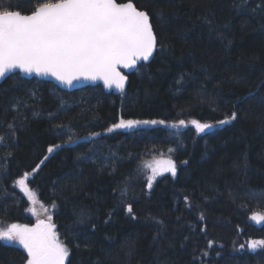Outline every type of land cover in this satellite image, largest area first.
Masks as SVG:
<instances>
[{
	"label": "trees",
	"instance_id": "16d2710c",
	"mask_svg": "<svg viewBox=\"0 0 264 264\" xmlns=\"http://www.w3.org/2000/svg\"><path fill=\"white\" fill-rule=\"evenodd\" d=\"M39 2L0 0V6L10 3L27 13ZM134 2L149 12L167 47L138 64L120 94L100 85L65 91L18 72L0 83V136L6 137L0 158L13 153L6 172L0 163V221L33 223L31 201L15 183L28 172L26 184L50 208L60 240L71 249L66 264H264V248H247L250 240L264 239V222L251 219L264 213V86L257 87L264 81L261 0ZM181 76L183 86L177 84ZM29 90L36 95L22 109L27 119L19 118L23 126L16 121L11 140L12 97ZM233 111L237 119L217 124ZM120 119L166 123L107 131ZM180 119L214 127L202 134L190 123L173 128ZM58 124L87 139L64 144L69 133L58 134ZM54 145L63 146L49 153ZM158 158L175 161L177 174L157 175L148 189L151 173L144 165ZM81 209L89 212L84 224L77 222ZM85 237L90 249L83 247ZM205 249L209 256L202 257ZM25 257L21 246L0 241V264H24Z\"/></svg>",
	"mask_w": 264,
	"mask_h": 264
},
{
	"label": "snow or ice",
	"instance_id": "6c2138e0",
	"mask_svg": "<svg viewBox=\"0 0 264 264\" xmlns=\"http://www.w3.org/2000/svg\"><path fill=\"white\" fill-rule=\"evenodd\" d=\"M257 7L264 8V0H261ZM166 47L162 40H158L149 12L138 8L134 0H122V2L120 0H41L27 13L19 10V7L13 10L10 3L6 7L0 6V82L9 74H15L14 70H19L26 74L51 75L66 85H72L81 78L102 80L108 88L114 86L123 91L128 77L121 72V67L135 68L138 62H149L157 52L164 54ZM182 80L183 76L177 84L183 86ZM260 86H264V81L257 87ZM253 94L249 93V95ZM35 95V92L29 90L26 96L12 97L10 110L16 115L13 117V122L7 124L11 140L16 139V121L20 117L27 119L22 109L28 107V101L33 100ZM33 114L38 115V113ZM49 116L54 118L52 113H49ZM23 119H19L21 126ZM235 119L237 112L233 111L230 116H225L217 124L223 126ZM165 123L164 120L120 119L119 123L113 124L107 131L110 132L114 128H132L140 124ZM189 123L194 126L197 134L205 133L206 130L214 127L212 124L195 119L190 122L180 119L171 126L187 127ZM53 127L58 130V134H64L65 130L69 133L64 144H77L80 140L87 139L71 134V128L67 125L58 124ZM100 135V133H88L89 137ZM5 141L6 137L0 136V144H5ZM62 146H49L48 152L52 153ZM92 151L93 149H88V152ZM12 155V152H8L0 158V163L5 165L2 169L5 172L8 159ZM81 156L87 158L86 153H82ZM184 163L186 164L187 161ZM144 167L151 170V175L146 181L148 189L152 188L157 175L170 172L175 177L177 174V166L172 159L157 161L155 166L146 162ZM32 171L35 172L36 169ZM30 175L25 172L15 183L26 193L28 200L33 204L30 211L36 214L34 205L37 203V195L26 184ZM127 193L128 187L125 185L120 189L121 198L127 196ZM184 200L187 203L188 197L185 196ZM125 211L133 219L135 218L131 204L126 205ZM112 215L111 211L107 213L108 219L104 221L106 224L110 222ZM88 217L89 212L81 209L77 222L84 224L88 221ZM199 219L201 221L204 219L203 213L200 214ZM251 219L257 223L264 222V213L255 212ZM90 226L93 231L97 227L96 224ZM200 231L206 232V227L201 228ZM0 241L16 242L22 246L26 252L24 264H65L71 253L67 244L59 239L51 216H48L47 220L38 218L32 226L9 224L6 228L0 229ZM213 244L214 241L209 240L208 249H211ZM91 246L89 238L85 237L84 249H90ZM75 247L80 249L81 245L77 243ZM244 247L245 245H240L241 249ZM247 248L252 251L264 248V239L250 240ZM201 256H209V251L202 250ZM96 264H99V261Z\"/></svg>",
	"mask_w": 264,
	"mask_h": 264
},
{
	"label": "water",
	"instance_id": "95a60500",
	"mask_svg": "<svg viewBox=\"0 0 264 264\" xmlns=\"http://www.w3.org/2000/svg\"><path fill=\"white\" fill-rule=\"evenodd\" d=\"M150 61H151V59H150ZM140 63H148V62H142V61L138 62V64H140ZM136 67L135 68H129V69H125V68L121 67V72L128 77V80H127L126 85H125V89H126V87L128 85V82H129V75L133 71H135ZM14 71H15V73L18 72L24 78H33L34 77V78H37L39 80L50 81L55 86H57L59 89L65 90V91H73V90H77V89H82V88H84L86 86H95V85H100L102 87L103 91L106 92V93H110L111 92L113 94H120L121 92H123L125 90L124 89L123 91H121L119 89H116L114 86L112 88H108L107 86L104 85L102 80L93 81V80L81 78L78 81H74L72 85H66V84H62L60 81L56 80L55 77H52L51 75H37L35 73L26 74V73L20 72L19 70H14ZM9 75H11V74H9ZM65 264H66V262H65Z\"/></svg>",
	"mask_w": 264,
	"mask_h": 264
},
{
	"label": "rangeland",
	"instance_id": "374dc122",
	"mask_svg": "<svg viewBox=\"0 0 264 264\" xmlns=\"http://www.w3.org/2000/svg\"><path fill=\"white\" fill-rule=\"evenodd\" d=\"M166 160H168L167 158H158V159H156L152 164L155 166V164H156V162L157 161H166ZM150 173H151V170H150ZM163 173H165V172H163ZM41 203L40 202H38V200H37V203L34 205L35 206V208H36V214H33L31 211H30V209L33 207V204L31 203V206L29 207V209H28V213L32 216V218H33V223L31 224V225H29V226H32V225H34L35 223H36V221H37V219L39 218V219H43V220H47V217L48 216H51V211H50V208L49 207H46V206H44L43 205V207H41ZM45 209H47V211H45ZM255 223H257L256 221H255ZM261 223V222H260ZM9 224H12V223H5V222H1L0 221V229H4V228H6ZM257 224H259V223H257ZM21 225H25V224H21ZM59 237V236H58ZM60 239V238H59ZM5 242H8V241H5ZM10 242V241H9ZM11 243H13V244H16V245H18V243H16V242H11ZM18 246H20V245H18ZM22 247V246H21Z\"/></svg>",
	"mask_w": 264,
	"mask_h": 264
}]
</instances>
